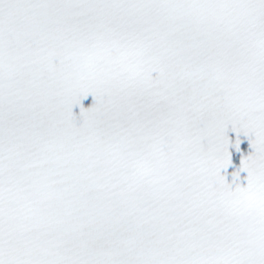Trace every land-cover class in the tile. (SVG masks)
<instances>
[{
	"label": "snow or ice",
	"instance_id": "obj_1",
	"mask_svg": "<svg viewBox=\"0 0 264 264\" xmlns=\"http://www.w3.org/2000/svg\"><path fill=\"white\" fill-rule=\"evenodd\" d=\"M0 264H264V0H0Z\"/></svg>",
	"mask_w": 264,
	"mask_h": 264
}]
</instances>
